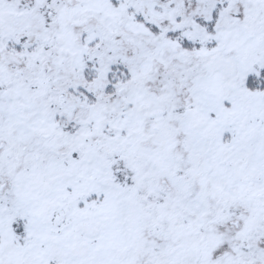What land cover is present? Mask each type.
Listing matches in <instances>:
<instances>
[{
	"label": "snow or ice",
	"instance_id": "6c2138e0",
	"mask_svg": "<svg viewBox=\"0 0 264 264\" xmlns=\"http://www.w3.org/2000/svg\"><path fill=\"white\" fill-rule=\"evenodd\" d=\"M0 264H264V0H0Z\"/></svg>",
	"mask_w": 264,
	"mask_h": 264
}]
</instances>
